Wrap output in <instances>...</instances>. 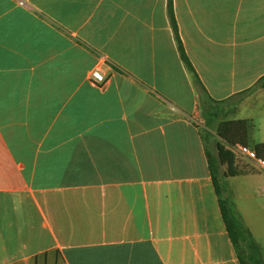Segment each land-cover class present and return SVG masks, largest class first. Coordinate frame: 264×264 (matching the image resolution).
I'll list each match as a JSON object with an SVG mask.
<instances>
[{"label":"crops","instance_id":"crops-1","mask_svg":"<svg viewBox=\"0 0 264 264\" xmlns=\"http://www.w3.org/2000/svg\"><path fill=\"white\" fill-rule=\"evenodd\" d=\"M172 4L215 107L242 114L221 120L264 143V0ZM201 91L168 0H0V264H241ZM222 146L247 193L262 169Z\"/></svg>","mask_w":264,"mask_h":264},{"label":"trees","instance_id":"trees-1","mask_svg":"<svg viewBox=\"0 0 264 264\" xmlns=\"http://www.w3.org/2000/svg\"><path fill=\"white\" fill-rule=\"evenodd\" d=\"M168 14L171 21L174 37L177 43V47L180 53V57L185 64L186 68L195 78L197 84L202 87L201 99L203 100V117L206 121L207 131L204 133L205 139L209 137L217 136L220 142L231 147H237L239 145H249V132L250 123L247 120H221L222 109H217V104L225 103L224 101H216L212 99L207 91L203 88L195 69L189 60L184 46L182 44L178 25L175 19L172 0H168ZM258 86L264 88V77L259 81ZM208 105V106H207ZM252 148L259 159L264 160V143H257ZM209 148L207 151L209 170L220 198L221 211L223 219L225 221L229 236L236 248L238 258L241 264H264L263 257L261 255L260 247L254 240L252 233L246 228L242 217L236 212L233 207V203L230 198L225 196L226 192L221 187V180L226 179L225 172L221 167L224 162L223 155L225 154L224 146H219L215 154L211 152ZM223 155H222V154Z\"/></svg>","mask_w":264,"mask_h":264},{"label":"rangeland","instance_id":"rangeland-1","mask_svg":"<svg viewBox=\"0 0 264 264\" xmlns=\"http://www.w3.org/2000/svg\"><path fill=\"white\" fill-rule=\"evenodd\" d=\"M220 109L223 110V107ZM230 113L223 112L221 113V119H227L230 117ZM241 115H233L231 119L240 118ZM256 131V139H260V135L258 133V129ZM206 132V130H204ZM254 137L251 136L250 144L258 143L259 140H255ZM207 143L209 148L212 150L211 152L214 153V150H218L219 146L224 145L220 142V139L217 136L209 137L207 139ZM214 144V149L212 148ZM226 147V146H224ZM261 170V169H260ZM244 180L242 178L238 179H222L221 180V187L227 191L225 196L230 198V201L233 203V207L235 210L238 207L244 213L248 226L246 228L250 231H253L256 240V243L260 247L261 255L264 258V170H261V176L256 179V182L253 186L246 192H242L241 189L245 185L243 184ZM244 188V187H243ZM245 189V188H244ZM237 191V196L234 198L232 191ZM237 212V211H236ZM239 214V212H237ZM240 215V214H239ZM250 231V232H251ZM252 233V232H251ZM253 235V234H252Z\"/></svg>","mask_w":264,"mask_h":264},{"label":"built area","instance_id":"built-area-1","mask_svg":"<svg viewBox=\"0 0 264 264\" xmlns=\"http://www.w3.org/2000/svg\"><path fill=\"white\" fill-rule=\"evenodd\" d=\"M90 80L92 84L95 86H102L107 82L105 76L102 74V72L99 69L93 70V72L90 75ZM236 148L241 156L256 162L257 165L264 170V160L259 159L256 155V152L252 148L244 145H239Z\"/></svg>","mask_w":264,"mask_h":264}]
</instances>
